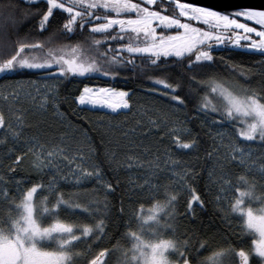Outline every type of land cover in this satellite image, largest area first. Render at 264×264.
I'll list each match as a JSON object with an SVG mask.
<instances>
[{
    "label": "snow or ice",
    "instance_id": "1",
    "mask_svg": "<svg viewBox=\"0 0 264 264\" xmlns=\"http://www.w3.org/2000/svg\"><path fill=\"white\" fill-rule=\"evenodd\" d=\"M22 22L31 25L23 35ZM0 37L8 40H0V80L32 77L0 90V103L14 117L9 122L0 110V207L7 209L0 211V264H111L116 253L117 264H264V195H256V183L246 175L233 182L234 169L247 168L249 174L255 169L248 163L253 145L261 149L264 180V79L258 88L229 84L214 67L218 49H242L258 54L256 65L264 68V8L221 11L197 0H0ZM125 71L146 78L145 94L160 104L123 131L128 142L122 146L123 160L119 143L101 160L93 137L78 140L68 130L58 143L53 137L42 140L40 132L24 136L31 125L30 109L22 102L39 99L40 109L51 108L52 119L62 127L68 121L71 129L70 116L61 111L60 85L70 79L116 80ZM78 91L73 103L82 108L119 115L133 106L131 90L84 84ZM197 124L199 131L189 127ZM144 127V138L158 137L151 158L134 151H153L136 144V130ZM97 131L104 141L108 131ZM201 132L212 141L207 158L217 164L206 186L211 200L186 183V170L177 172L180 160L173 158V148L182 153L198 149ZM29 157L35 176H20ZM132 168L145 173L142 183L130 181L134 195L147 192L155 199L161 185L154 178L163 171L171 172L174 186H163V200L157 199L147 214L144 204L135 201L139 210L133 208L124 220L122 201L125 231L110 234L107 197L120 187L117 174ZM185 192L190 198L181 212ZM88 195L93 199H82ZM253 201L261 206L253 207ZM209 203L222 222L239 220L240 245L225 240L227 247L202 258L201 250L212 242L197 241V248L181 228L196 219V206L204 210ZM164 234L171 238H161ZM245 236L251 237L250 246ZM121 240L130 247H121Z\"/></svg>",
    "mask_w": 264,
    "mask_h": 264
},
{
    "label": "trees",
    "instance_id": "2",
    "mask_svg": "<svg viewBox=\"0 0 264 264\" xmlns=\"http://www.w3.org/2000/svg\"><path fill=\"white\" fill-rule=\"evenodd\" d=\"M30 28V24L22 22L20 25L21 35L28 32ZM16 38L17 37L15 35L12 36V40H15ZM0 40H3L5 43L8 42L6 37H0ZM216 56L217 65L214 66L216 68V72L227 83H238L252 88H258L260 86L261 80L264 79V68H260L256 65V61L261 59L258 54H252L239 50L225 51L223 49H218ZM221 57H224V59L221 60ZM233 68H235L234 74L232 72ZM241 73H244V75H241ZM30 78L32 77L17 76L12 80H0V90H3L9 84L15 83L16 80L25 81ZM149 83L150 82L146 78H138L131 71L123 72L116 80L101 78L84 80L83 83H81L79 79H70L65 81L59 87V98L61 102V111L67 112L71 118V121L73 122L71 129H68V121H66L65 125L62 127L57 121L52 119L53 113L51 108H49L47 111L40 109L39 99L35 104L29 100L22 102L25 109H30V111L27 113V120L31 125V127H26L24 136H31L40 132L42 140L53 137L56 138V142L58 143V138L64 135L65 130H68L69 135L76 136L78 140H83L85 137L89 136L93 137L95 141V147L98 149L101 160L104 159L105 154H107L110 149H115L117 143H119L121 148L118 152V156L121 160H123L124 148L122 146L128 143L122 138L123 131L131 130L137 125V121L141 120V117L144 115L146 110H154L156 109V106L160 104V100L156 96L145 94L144 89L149 86ZM84 84L97 87H117L119 89L133 91L131 101L133 106L131 111H125L121 112L119 115H115L106 114L105 111L79 107L73 103V100L74 97L79 94L78 90L82 89ZM0 110L3 111L6 120L14 123L13 114L9 111V107L7 105L0 103ZM152 118L155 119L156 116H153ZM143 123L147 124L146 117L144 118ZM189 127H194L197 129V131H199L198 124L189 125ZM109 128L111 129L110 131H108ZM45 129H47L46 135L44 132ZM97 129H100L101 132L108 131V135L105 137L104 141H101V133L98 132ZM147 131L148 129L146 127L137 128L135 133L136 144L139 145L142 143L145 147L152 148L153 151L151 153H145L141 148H136L134 151L136 155H142L144 158H151L152 156H155V148L153 146L157 144L158 137L155 134H150L147 136V138H144L141 133ZM200 137L202 143L198 149L191 152L182 153L173 148V158H179L180 160V167L176 169L177 172L186 170V183L195 188L198 193L201 194L203 199L211 200L213 198V193H210L206 186L209 185V172L216 168L217 164L215 159L210 160L207 158L205 151V149L211 151V139L204 135L203 132L200 133ZM109 140L112 141V144L108 143ZM160 147L162 152L164 146ZM259 156L260 154H258V157ZM166 159L167 157L162 158L161 167H163L164 160ZM30 160L31 157L25 161L24 166L20 170V176H35V173L30 167ZM255 164L257 166L255 169L258 171L261 160H259V162H255ZM103 166L107 168L108 162L105 161ZM255 169L251 174L248 173L247 168L234 169L233 171L235 176L233 177V182H236V177L239 175H246V178L249 181H254L256 183V195L261 196L264 195V180L260 179V173ZM144 174L145 173L143 170L137 168H132L130 170L122 169L117 174L119 177L120 187H118L113 194L107 197L110 203V208L108 210L111 220L109 226L110 234L116 233L117 231L120 233L125 231V229L121 227V224L124 222L121 220L120 212L122 201L126 214L124 220H126L127 214H131L133 208H136L137 210L140 208V204L134 203L135 201H140V203L144 204V211L146 213L157 199L161 201L163 200V186H174L173 180L175 178L171 176V172L163 171L158 174V177L154 178V182L161 185L160 194L155 199L150 198L149 193L147 192L136 193L134 195L132 190L135 188V184L130 183V181L142 183V177ZM112 182L116 183V180H113ZM91 186L92 185H89V187ZM97 196L103 199L102 193H97ZM189 198V195L185 192L181 200V212H183L186 208V202ZM82 199L87 201L93 199V197L88 195L82 197ZM258 203L259 201H253V207L257 206L256 204ZM196 208V219L191 222L184 221L183 223L185 227L181 228V232H183L186 228L188 230V235L193 237L192 244L197 248H199V243H197V241L207 239L208 241L212 242L206 250H201L200 256L202 258L211 256L213 251L218 250V247H227V244L224 243L225 240H227L228 243H231L234 247L240 245L239 237L241 230L239 220L234 221L231 225H229L228 222H222L220 215L214 212V207L211 203H209L208 207L204 210L199 209L198 206H196ZM6 210V208L0 207V211ZM145 236L147 238H151L152 234L151 232H146ZM161 238L167 239L171 238V236L169 234H164L161 236ZM117 239H119V237H117ZM181 239H184V237H181ZM244 239L246 240L247 245L250 246L251 237L245 236ZM115 243L116 241H112V244ZM105 244H108L107 240L105 241ZM120 246L130 247V243L121 240ZM80 247L83 248L86 247V245H81ZM119 255V253H116V255L113 256L111 264H117V258Z\"/></svg>",
    "mask_w": 264,
    "mask_h": 264
},
{
    "label": "water",
    "instance_id": "3",
    "mask_svg": "<svg viewBox=\"0 0 264 264\" xmlns=\"http://www.w3.org/2000/svg\"><path fill=\"white\" fill-rule=\"evenodd\" d=\"M197 2L214 7L221 11H230L244 6L264 8V0H197ZM239 51L243 50L241 49Z\"/></svg>",
    "mask_w": 264,
    "mask_h": 264
},
{
    "label": "rangeland",
    "instance_id": "4",
    "mask_svg": "<svg viewBox=\"0 0 264 264\" xmlns=\"http://www.w3.org/2000/svg\"><path fill=\"white\" fill-rule=\"evenodd\" d=\"M79 107H81V106H79ZM82 108V107H81ZM88 109V108H87ZM92 110V109H91ZM98 110V109H97ZM99 111H104V110H99ZM253 156H252V158L248 161V163H251V164H255V162H259V160H261L260 159V157H261V149L257 146V145H253ZM258 154H260V156L258 157ZM257 166H256V164H255V168H256ZM256 170V169H255ZM257 171V170H256ZM257 172H259V170L257 171ZM257 206H255V207H260L261 205H260V203H258V204H256ZM145 214H147V212L145 213ZM170 259H174V257H172V256H170Z\"/></svg>",
    "mask_w": 264,
    "mask_h": 264
}]
</instances>
